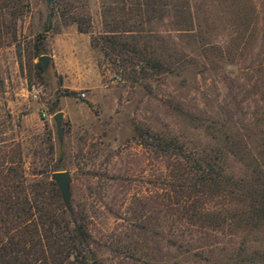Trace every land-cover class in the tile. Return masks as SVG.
<instances>
[{
	"label": "rangeland",
	"instance_id": "374dc122",
	"mask_svg": "<svg viewBox=\"0 0 264 264\" xmlns=\"http://www.w3.org/2000/svg\"><path fill=\"white\" fill-rule=\"evenodd\" d=\"M23 1L14 37L0 5V188L8 168L28 190L68 170L92 264H264L249 196L196 162L264 179V0H58L42 41L49 5ZM116 27L118 45H91Z\"/></svg>",
	"mask_w": 264,
	"mask_h": 264
},
{
	"label": "trees",
	"instance_id": "16d2710c",
	"mask_svg": "<svg viewBox=\"0 0 264 264\" xmlns=\"http://www.w3.org/2000/svg\"><path fill=\"white\" fill-rule=\"evenodd\" d=\"M58 3V0H49L47 3L49 12L43 31L39 34L41 41L51 29L50 19L58 9ZM140 3L139 7L152 8L153 5L151 0ZM0 5L4 9L2 14L8 15L12 21L11 36L14 37V20L25 12V2L0 0ZM60 14L64 17L63 12ZM72 20L76 22L80 32H90L89 26L83 25L79 19ZM127 31L131 30H119L117 27L106 30L97 35L98 37L91 36V45L96 47L98 39L104 43L118 45L120 33ZM136 44L137 38L131 35L129 50L142 55L143 52ZM100 48L106 53L104 45L101 44ZM150 60L152 58L146 59V63L149 62L153 68L161 67L157 61L154 63ZM217 158L215 155L213 158L196 159L197 165L200 166V182L211 184L214 190H218L221 185L229 186V193L249 196V220L254 224L264 221V179L247 187L242 180L236 181L225 176ZM61 169L60 165H56L52 172ZM11 171V168L7 169L4 176L5 185L0 188V264H92L88 262L90 233L85 217L75 214L71 205L70 209L65 206L56 182L50 181V187L43 186L42 189L39 188L40 184L35 183L32 189L28 190L23 179L20 182L6 180V175Z\"/></svg>",
	"mask_w": 264,
	"mask_h": 264
},
{
	"label": "water",
	"instance_id": "95a60500",
	"mask_svg": "<svg viewBox=\"0 0 264 264\" xmlns=\"http://www.w3.org/2000/svg\"><path fill=\"white\" fill-rule=\"evenodd\" d=\"M47 3H49V0H46ZM49 60L48 55H41L39 56V61L42 63L43 68L46 67ZM57 102L54 103L56 105ZM63 113L61 111H58L54 115V120L57 127V135L59 139H62L63 129L61 126V118ZM51 180L55 181L59 191L61 193L62 199L64 201L65 206L70 209V197H71V191H70V172L68 170H61V171H54L50 174Z\"/></svg>",
	"mask_w": 264,
	"mask_h": 264
},
{
	"label": "built area",
	"instance_id": "2783aa9c",
	"mask_svg": "<svg viewBox=\"0 0 264 264\" xmlns=\"http://www.w3.org/2000/svg\"><path fill=\"white\" fill-rule=\"evenodd\" d=\"M34 96H36V95L34 94Z\"/></svg>",
	"mask_w": 264,
	"mask_h": 264
}]
</instances>
